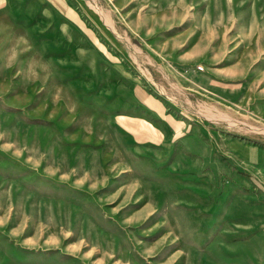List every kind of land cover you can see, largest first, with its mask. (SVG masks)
Returning <instances> with one entry per match:
<instances>
[{"label": "rangeland", "instance_id": "rangeland-1", "mask_svg": "<svg viewBox=\"0 0 264 264\" xmlns=\"http://www.w3.org/2000/svg\"><path fill=\"white\" fill-rule=\"evenodd\" d=\"M240 145L264 0H0V264H264L204 222Z\"/></svg>", "mask_w": 264, "mask_h": 264}, {"label": "crops", "instance_id": "crops-1", "mask_svg": "<svg viewBox=\"0 0 264 264\" xmlns=\"http://www.w3.org/2000/svg\"><path fill=\"white\" fill-rule=\"evenodd\" d=\"M236 149L244 162L242 168L249 177H242L240 182L224 188L218 194L219 210L213 206L212 216L205 217L204 222L229 229L223 233L229 245H234L236 238L243 235L246 245L253 246L256 258L264 260V149L241 145ZM244 184L247 186L245 190L238 187ZM216 214L219 218L217 216L215 221ZM219 234L223 238V234Z\"/></svg>", "mask_w": 264, "mask_h": 264}]
</instances>
